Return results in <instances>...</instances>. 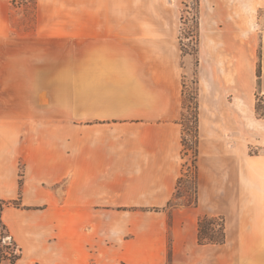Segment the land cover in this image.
Wrapping results in <instances>:
<instances>
[{
	"label": "crops",
	"instance_id": "obj_1",
	"mask_svg": "<svg viewBox=\"0 0 264 264\" xmlns=\"http://www.w3.org/2000/svg\"><path fill=\"white\" fill-rule=\"evenodd\" d=\"M128 1L143 0H37L38 27L28 43L38 53L30 65L42 68L32 95L39 103L32 105L29 94L16 106L14 92L0 91V201L21 205L3 213L21 249L18 262L264 264V117L256 111L258 95L264 96V36L261 78L252 59L243 77L236 69L226 94L217 66L221 44L202 39L198 204L188 208L189 238L83 234L90 212L168 204L183 176L177 125L155 123L158 103L140 64L127 58L128 49L141 44L137 33L120 23L88 24L96 18L126 19ZM200 2L206 18L220 9L243 20L264 13V0ZM9 3L0 0V51L3 45L14 49L16 38L25 35L12 26ZM64 19L72 22L65 25ZM46 210L60 225L58 238L48 237ZM206 216L224 218L223 244L200 243L198 224ZM104 225L109 230L110 223Z\"/></svg>",
	"mask_w": 264,
	"mask_h": 264
},
{
	"label": "rangeland",
	"instance_id": "obj_2",
	"mask_svg": "<svg viewBox=\"0 0 264 264\" xmlns=\"http://www.w3.org/2000/svg\"><path fill=\"white\" fill-rule=\"evenodd\" d=\"M12 26L25 33L16 38L14 49L0 51V91L10 90L16 94L15 105L23 103V96L32 105L39 103V73L42 68L30 65L38 57L33 46L28 43L38 27L37 0H9ZM200 0H143L126 3V19H90L92 26H126L136 32L141 44L128 49L127 58L140 64V74L153 100L158 103L155 123L176 124L175 142L178 150L177 165L181 177L174 195L166 205L153 210L95 211L87 217L83 234L94 238H189L188 208L196 200L197 194V157H198V93L200 82V46L202 39L221 44L217 66L220 70L224 94L230 92L228 81L231 76L240 77L254 59L261 62V45L264 36V13L258 12L253 19L231 18L220 9L214 18H206ZM69 25L72 20L64 19ZM84 21V25H87ZM244 23L246 25L244 26ZM255 27V28H254ZM25 39V40H24ZM12 46V45H11ZM9 46V47H11ZM208 55L210 52L207 53ZM7 58H14L12 61ZM67 68V69H65ZM69 67L64 66L67 73ZM247 72V71H246ZM9 77V80L7 79ZM229 84V85H228ZM35 93V95H37ZM38 96V95H37ZM28 100V99H27ZM6 105L8 100H1ZM11 100H9L10 102ZM24 164L20 165L23 173ZM7 202V201H6ZM14 207L8 205V208ZM196 207L192 205V208ZM48 224L49 238H58L60 225L54 221L51 210L43 211ZM105 224H109L106 230ZM220 221L215 222V232L220 234ZM10 236L11 233H10ZM20 249L17 250V254ZM21 260L17 264H24ZM71 261V260H68ZM140 264H146L141 260ZM167 261L165 264H168ZM4 264H10L5 262ZM31 264H37L31 262Z\"/></svg>",
	"mask_w": 264,
	"mask_h": 264
},
{
	"label": "trees",
	"instance_id": "obj_3",
	"mask_svg": "<svg viewBox=\"0 0 264 264\" xmlns=\"http://www.w3.org/2000/svg\"><path fill=\"white\" fill-rule=\"evenodd\" d=\"M258 78H261V63L258 66ZM256 111L260 117H264V96L258 95ZM197 204L198 197L196 196V200L193 204H191V206ZM8 205H13L16 208L21 207L19 201H0V264H4L5 262H9L10 264H16L17 261L21 258V249L18 248L14 239L12 238V236H10V231L3 220V213ZM218 221H220V234H217L214 230L215 222ZM198 232L201 244H223L226 239L225 220L221 217H202L199 220ZM19 249L20 253L17 254V250Z\"/></svg>",
	"mask_w": 264,
	"mask_h": 264
}]
</instances>
